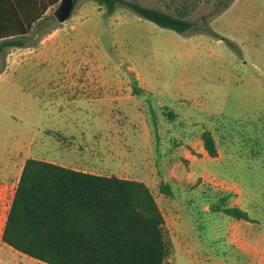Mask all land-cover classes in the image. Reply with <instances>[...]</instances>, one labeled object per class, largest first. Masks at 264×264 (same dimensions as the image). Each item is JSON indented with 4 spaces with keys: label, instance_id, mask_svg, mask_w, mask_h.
<instances>
[{
    "label": "rangeland",
    "instance_id": "374dc122",
    "mask_svg": "<svg viewBox=\"0 0 264 264\" xmlns=\"http://www.w3.org/2000/svg\"><path fill=\"white\" fill-rule=\"evenodd\" d=\"M74 1L66 21H57L51 9L45 22L29 34L26 43L36 47L40 57L26 47H8L0 53V69L16 61L0 71V183L8 185L0 192V231L10 185L29 157L28 147L19 149L18 154L14 150L12 156L2 155V151L15 141L32 139V154L46 155L51 143L59 141L50 132L77 133L79 130H71L72 124L89 127L90 132L92 126L103 122L124 154L127 144L134 145L136 156L119 157L123 161H117L107 172L143 181L151 190L173 244L166 264H264L261 198L255 204L262 214L261 228L253 240L259 253L242 257L220 238L223 224L217 213L203 209L211 210V204L220 200L206 204L195 194L198 185L230 186L236 175L243 186L254 187L264 196V146L257 156H248L246 151L253 137L264 143V0H135L173 15L182 13L195 27L185 33L160 27L124 6L106 15L94 0ZM58 26L63 27L58 35L67 40L71 62L67 71L77 75L69 90L74 98L60 85L63 81L58 73L66 72L65 64L50 61L51 55L60 56L59 47L53 50L51 41L44 43ZM87 74L105 80L116 77V91L121 95L136 94L134 88L139 93L133 99L116 102L79 100L75 96L86 91L75 86ZM109 93L101 90L102 96ZM98 110L102 112L96 114ZM145 122L152 146L156 149L162 142L159 149L165 152L172 141L182 142L183 132L200 138L209 130L215 139L217 159L202 160L195 166L186 160L176 165L166 156L161 171L151 169L153 158L138 156L146 146ZM224 173L233 176L226 180ZM165 183L171 189L169 195L160 192L159 186ZM212 229L217 237L212 236ZM0 264L47 263L2 245Z\"/></svg>",
    "mask_w": 264,
    "mask_h": 264
},
{
    "label": "trees",
    "instance_id": "16d2710c",
    "mask_svg": "<svg viewBox=\"0 0 264 264\" xmlns=\"http://www.w3.org/2000/svg\"><path fill=\"white\" fill-rule=\"evenodd\" d=\"M94 1L106 15L124 6L178 33L195 29L182 13L173 15L135 0ZM59 2L0 0V52L25 46L32 27L43 22L46 11ZM134 91L139 93L137 88ZM202 141L206 152L216 157L215 139L209 130L203 131ZM260 141L253 137L246 148L248 156H257L264 146ZM159 189L171 194L167 183ZM211 209L236 219H250L246 211L222 202L212 204ZM1 239L14 250L47 264H166L173 250L164 216L145 183L89 174L36 158L24 161Z\"/></svg>",
    "mask_w": 264,
    "mask_h": 264
},
{
    "label": "crops",
    "instance_id": "0c3cea01",
    "mask_svg": "<svg viewBox=\"0 0 264 264\" xmlns=\"http://www.w3.org/2000/svg\"><path fill=\"white\" fill-rule=\"evenodd\" d=\"M54 10L55 8H53L52 11L54 12ZM49 11L51 12V9L46 11V16L49 15ZM44 22L34 25L31 29L30 35L32 34V30L34 29V27L41 26ZM71 27L75 28V25ZM59 32H63V27L62 26L54 27V29H52V32H50V35L44 39V43L48 45V43L51 41V44L49 43V46L51 48L53 47V50H57V46L59 47L60 49L59 51L61 52L60 56L53 57V55H51L50 61L53 62L54 64L61 60L62 61L61 64L63 65L65 64L64 70H66V72L64 74L62 73H58V74H60L61 81H63L61 82L60 85L62 86V88L66 90V93L70 94L71 92H69V90H71L72 87H74L72 85L77 75L67 71L71 64V62H69L68 59V52H66L67 48L65 47L67 40L61 33L60 35H58ZM23 47L30 48L31 49L30 51H34L35 53L32 55H35L36 57H40V55L36 51L37 48L33 47L32 44L27 45L26 43V45ZM23 47H16V48H23ZM15 62L16 61L8 62V64H6V66L3 67V69H0V71L6 70L9 65ZM136 79H139L137 75H136ZM117 81L118 79L116 77L110 80H105L102 79L101 76L99 75L87 74L86 77L84 76V78H82L81 83L78 86H75L86 91L85 94L82 93L78 96L76 95L75 97L79 100L88 98L89 100L90 99L97 101L110 100L113 102L130 100L136 97V94L129 93L128 95H121V93H119L121 91H116L118 87V84H116ZM140 83H141L140 87L142 88V90H145V86L143 82ZM102 89H107L110 91V93L108 95L105 94L104 96H102L101 95ZM71 95L74 98L73 96L74 94L71 93ZM101 112L102 111L98 110L96 114H100ZM143 126L146 130V132L143 134L144 135L143 138L146 141L145 142L146 146H144V149L142 151H139L140 153L138 156H150L151 159L153 158L152 159L153 164L151 169L153 168V170L155 171L156 169H158V171H161V169L164 168L163 160L164 157L166 156H170L168 157L167 161L175 160L176 165H179L180 163H182V161L186 160V162H188L190 165L195 166V165H200L202 160L217 159V156L211 157L206 152L203 146L202 137L193 138L188 133H184V132L180 135L181 136L180 140L182 142L177 143L172 141V145H169L167 152L159 149V144L160 146L163 145L162 142H160L155 149L150 142V137L148 133V124L145 122ZM70 127L71 130L74 129L79 131H77V133L73 131L62 132L61 130H55L50 132V134L52 133V136L57 137L59 141L57 142V144L51 143V145L48 147L46 151V155H42L39 153L32 154V144H33L32 139L23 142L15 141V143L10 148H7L5 151H2V155L12 156L13 154H15L13 153L14 150H17L16 154H18L19 149L23 147H28L27 156L29 157L27 158L41 159L73 170L94 174V175H107V176L111 175L108 172L111 171L112 169L111 167L115 166L117 161L119 160L123 161L122 159L124 158L122 157V159L121 158L119 159V157L136 156L134 151L135 148L132 142H130V144L132 143V145L129 144L126 145L127 154H124V152L121 150L118 143L116 142V139L112 137V135H110L111 133L110 131H108L110 127L103 122L96 126H92L89 130L90 132H88L87 130L89 127L84 129V126H79L76 124H72ZM134 127L137 128V125H135ZM63 128L68 129L69 127H63ZM102 136H105L104 140L102 139ZM50 152H55L56 155H51ZM229 157L230 156H227V159H229ZM132 160L133 158H131V161ZM156 161L157 163H154ZM107 170L109 171L107 172ZM249 171L250 173H252L253 170H249ZM19 176L15 181V183L14 184L12 183V185H10L9 188L11 196L9 198L6 217L8 210L10 208L14 191L16 189L17 182L19 180ZM231 176H233V174L224 173L222 175V177H225L226 180H230L228 178ZM233 178H235V181H233L230 186L228 185L225 187L221 186V188H214L211 185H209L208 187L207 185L205 186L198 185L195 187V194H198L197 195L198 199L200 198H201L200 200L204 199V203L206 204H209L215 199L216 200L219 199L220 202L225 203V206L237 207L247 212L250 219L243 220V219H236L234 217H231L223 213L222 211H213L212 209L209 210L206 206L203 207L204 211L206 212L217 213L219 220L223 224V228H222L223 236H220V238L224 240L226 246L228 247L233 246L232 249L238 251L242 257L245 256L254 257L259 253V250H257L255 244L253 243V240H255L254 234L255 231L258 232V230H260L261 221H262L261 219L262 214H260L259 213L260 211H258L260 208L256 207L255 204H257L261 200L262 202H264V196H262L261 193H259L254 187L243 186L238 180V176L234 175ZM0 184H2L0 188V192L8 188L6 182H1ZM218 193H220L219 197H217ZM0 199H1V194H0ZM261 208H264V206ZM255 209L257 210L255 211ZM5 220L3 222L2 229L0 231V238L2 236ZM255 224H257L258 227L255 228ZM211 234L212 236L217 237V232L213 231V229ZM2 245H6V244L2 242L0 246ZM26 261L27 262L31 261L32 263V260L28 258Z\"/></svg>",
    "mask_w": 264,
    "mask_h": 264
},
{
    "label": "water",
    "instance_id": "95a60500",
    "mask_svg": "<svg viewBox=\"0 0 264 264\" xmlns=\"http://www.w3.org/2000/svg\"><path fill=\"white\" fill-rule=\"evenodd\" d=\"M74 2V0H60L53 12L57 21L64 22L70 17L74 7Z\"/></svg>",
    "mask_w": 264,
    "mask_h": 264
}]
</instances>
